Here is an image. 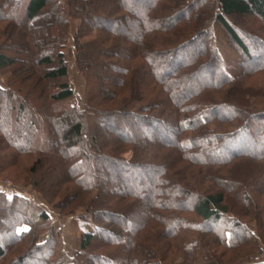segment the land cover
Listing matches in <instances>:
<instances>
[{
	"label": "trees",
	"instance_id": "1",
	"mask_svg": "<svg viewBox=\"0 0 264 264\" xmlns=\"http://www.w3.org/2000/svg\"><path fill=\"white\" fill-rule=\"evenodd\" d=\"M73 1L67 0L68 3L65 6L69 15L77 18L75 14L80 7L73 9V3L76 2V5L80 4L81 6L82 4L86 5L89 0ZM114 1H116L115 6L120 5L117 0ZM133 2L136 4L138 0H133ZM215 2L217 6L215 22L223 30L230 43L239 51L245 62L253 60L255 57L250 51L246 39L230 24L228 18L255 16L264 26V0H215ZM12 4L19 5L15 14H11L9 6ZM0 5V19H5L7 16L6 19L11 20L18 28H27L30 32L25 35L27 40L34 36L35 40L43 31L44 35L49 33L53 39L62 40L54 46L56 67L51 68L43 76L47 80L65 78L67 70L60 48L64 46L63 41L69 21L64 11V5L58 0H8ZM144 11L149 14L150 24L153 26L155 17L152 12L156 11V8L151 9L150 7ZM176 14L175 16L171 15L170 22L184 23L190 14V9L185 8L184 11L180 10ZM181 19L183 20L180 21ZM37 20H40V23H38L37 28H33L32 24ZM41 21H45V28L42 27ZM81 22L82 24L85 23L84 18H81ZM89 22L87 20L86 25ZM51 25L55 28V35L51 32ZM80 26L78 25V30ZM47 28H50V31ZM148 28L149 30L153 29L147 24L141 32L137 31L129 36L132 45L129 47V54L126 55V59L122 58L124 55L120 46L116 49L114 57L116 60L125 61L123 62L124 68L118 67L117 69L118 75L121 77H115L116 79L109 77V81L116 85L113 90L110 91L109 89L110 94L104 97V100L109 98L108 101H113L116 95H121L120 99H117L120 104L113 107L118 112L108 109L103 114L96 111V108L101 106L98 105L101 104L99 103V94L103 97V91L100 92V87L107 86L108 82L98 76L97 88L95 86L94 89H91L89 85L91 69H87V66L89 67L92 60L89 59L88 63L83 58L84 41L81 45L78 42L80 38L75 37L78 43L77 47H79L77 63L84 72L87 82L86 96L89 105L83 111L75 110L74 107L66 108L64 109L65 114L58 117V122L62 127L58 137L61 145L64 146L61 157L47 151L44 143L43 147L38 149L43 160H47L48 163L54 161L53 164L56 168L60 165L59 163L64 167L67 178L56 173L59 177L55 176L57 180L54 185L63 182H74V186L76 185L67 199L73 200L84 192L90 194L89 200L83 202V207L86 209L87 216L90 217L89 222L93 225L92 229L84 232L74 254L68 255L62 249H57V251L52 248L45 250L47 247V241H45L46 243L41 244L34 242L31 249L26 252L12 254L11 258H7V252L21 243L27 232L16 230L17 220L15 216L17 210L7 206L13 201L2 199L0 210L7 209V212L0 215V239L4 238L7 243L0 245V264H26V262L31 264H156L155 261H152V256L147 257L145 255L147 252L144 254L140 252L142 240L149 237L146 228L152 221L161 226V229L155 227L157 232L165 235L171 242L172 249L177 253V259H180L176 264H223L215 259L214 246L223 247L227 251H237L244 245L249 247L250 253L240 259L238 258L231 264H237L242 260L243 264H264V249L259 247V242L257 244L258 239L264 244V209L256 208L259 205L255 201H250L246 190L244 191V181L241 180V175L235 177L229 175V172L232 171L229 166L232 163L243 160L244 164H251L250 160L257 156L250 152L248 147L251 144L253 149V146L257 145L254 138L258 131L256 128L261 127V125L257 123L258 121L256 123L259 125H254V120L264 119V105L257 108L258 101L256 100L258 99L251 91V86L244 83V78L248 76V70L243 68L244 65L242 64L239 75H227L219 68L220 60L215 52L210 53L212 55L210 58L214 62L207 64L210 58L205 57V54H208L205 42L202 45L204 49L194 51L190 61L187 62L182 61L180 64H175V56L172 58L175 53L173 50H178L182 45L165 52L167 56L159 55L156 57L155 55L153 57L152 51L150 54L146 52L147 48L151 49V45L143 42L146 40L143 34L148 31ZM125 29L121 25L115 27L110 40L113 37L115 39L123 37ZM183 38L181 37L182 42L189 39L188 37ZM90 42L91 40L87 43ZM35 44L32 46L36 48ZM206 44L207 47L212 45L210 41ZM133 57L146 59L143 63L137 61L135 64L133 63L132 67H125L127 61ZM50 61L49 55L40 56L36 65L48 64ZM16 62V59L6 55L4 51L0 52V70L11 67ZM164 67L165 69H163ZM208 69L217 71L219 78H216L217 75H213V71L209 73L208 77L202 75L203 73L207 74ZM207 82L209 83L207 84ZM155 87L156 89H154ZM223 88L226 89L222 92L223 96H220L222 101L218 102L212 90L221 91ZM10 91L11 89L0 86V97H13ZM124 91L127 94L123 95ZM249 94L251 95L250 100H248ZM72 95L73 91L65 82H62L54 93L49 95L48 99L50 102L63 104L71 99ZM22 107L23 104L17 99L13 106L14 110L22 112ZM125 110L129 113H122ZM224 110L230 113H225ZM88 113L101 117L97 122L98 125L96 124L97 130H91L89 133L84 131L83 126V118ZM122 115L124 117L126 115L125 119H128L129 122L126 128L122 127ZM113 119L116 123H112L114 122ZM137 123H141L142 128L136 129L139 127ZM153 123L155 125L156 123L160 124L161 129L153 127V131L149 132L147 129L154 125ZM222 123L231 128V131L217 133L218 131L216 132L214 128L210 127L214 125L218 129ZM135 124L136 126H134ZM33 126L36 129L34 123L30 121L28 127ZM252 126L253 128H251ZM101 128L111 135L108 139V143L110 142L109 151V147L102 149V146L101 148L99 146L100 142H98L96 135ZM131 129H136V132L133 134ZM146 135L154 137L146 139ZM2 140L9 146L12 145L11 142H14L13 138L5 139L2 137ZM85 140L90 141V153L81 148ZM96 147L101 153L100 164H96L101 165V167L104 163L108 168H135L141 173L144 170L152 174L155 173L154 181L148 182L150 191L131 197V195L122 194V186L118 187L119 190L115 191L114 194L118 197L116 199L120 198L119 204L113 206L114 210H108L106 198L103 196V186L108 177L110 178L111 173L105 174L103 168H96L90 178L87 173L81 171V167L88 160V157L93 155L92 149ZM94 151L96 150L94 149ZM127 153L131 154L129 159L120 156ZM258 157L260 166L254 180L264 181V157L262 155H258ZM40 163H42L41 158L34 162L29 171L31 173L36 172L35 167L39 166ZM225 166L226 168L223 169ZM39 179L33 183L34 187L40 188ZM196 179L198 180L196 181ZM193 182L195 185H192ZM201 182L212 183L211 189L199 197L196 196L195 201H191L190 206H186L187 200L193 196V191L189 188L194 187L195 191L197 187L200 188ZM215 186H218L217 190L214 189ZM228 191L234 192L233 195L239 197L238 201H232V197L228 196ZM73 193L75 194L73 195ZM127 197L132 198L133 201H124ZM22 203L19 201L18 207ZM22 207H24L23 204ZM185 211L198 218L199 223L195 225L191 223L193 224L191 228L185 226L187 222L182 215ZM38 217L43 225L49 221V217L44 211L39 213ZM23 218L28 219L26 216ZM110 219L125 221L126 226L123 228L117 225V228L114 229L115 225L113 226L114 223L110 222ZM148 221L150 222L148 223ZM2 223L7 224V227L3 228ZM86 225L88 227L89 223ZM49 226L52 227L51 224ZM253 229L256 230L257 236L252 233ZM59 230L60 228L57 227L56 231L50 229L49 234L47 231L46 239H52ZM186 231L191 232V235L184 236ZM38 235L40 233H37L33 238H37ZM203 236L212 237V239H208L210 240V247L203 244L205 243ZM96 241H100L101 247L94 249L93 245ZM43 252L51 254L50 261H45L39 257Z\"/></svg>",
	"mask_w": 264,
	"mask_h": 264
},
{
	"label": "rangeland",
	"instance_id": "2",
	"mask_svg": "<svg viewBox=\"0 0 264 264\" xmlns=\"http://www.w3.org/2000/svg\"><path fill=\"white\" fill-rule=\"evenodd\" d=\"M7 1L8 0H0V4H4ZM58 1L64 5V11L69 21L66 30L67 33L63 41L64 46L60 48V51L63 53L67 76L60 80H47L43 75L51 68L56 67L54 46L62 40L59 38L53 39L49 36V33L48 35H44V31L40 36H37L35 40V36L32 38L29 37L27 40L25 35L30 33L27 28H18L11 20L6 19L7 16H5V19H0V52L4 51L6 55L17 61L15 65L0 70V86L2 88L11 89L10 92L13 96L11 98L0 97V201H2V199H11L13 201L7 206L17 210V215L15 216L17 220L16 230L19 232H27L23 241L7 252V258H11L12 254L16 255L24 251L26 252L31 249L34 242L41 244L45 241H47V243L45 242L47 246L45 250L52 248L57 251V249H62L63 252L68 255L74 254L79 247V241L84 232L91 230L93 226L90 224V217L87 216L86 209L83 207V202L89 200L90 194L88 195L84 192L73 200L67 199L70 193H72L71 191L76 188V185L74 186V182H63L62 184L54 185L58 175H63L64 178H67L64 167L59 163L60 165L56 168L53 164L54 161L53 163H48L47 160H43L38 151L39 148L43 147L44 143L47 147V151L57 157H61L64 152V146L61 145L58 137L62 130L58 122V117L65 114L64 109L66 108L71 109V107H74L75 110L83 111L85 107L87 109V105H89L86 96L87 82L83 74L84 72L79 68L77 63L79 47H77L78 43L75 37L80 38V41H78L80 44H83L84 41L85 46L83 45L84 49L83 51L81 50L83 58H85L88 63L89 59L92 60V63L94 62L93 65L90 63L89 67L87 66V69H91L89 74V85L91 89H94L95 86L97 88L96 83L99 84V77H102L108 82L107 86L100 87V92L103 91V97L99 94V103L101 104L98 105L101 106H99L100 108H96V111L100 114H103L104 111L107 112L108 109H113L114 105L117 106L120 104L118 100L121 95H116L113 101H108L109 98L104 100V97L109 95L110 91L113 90L116 85L109 80L115 77H121L118 75L117 69L118 67L124 68L123 62L125 61L122 59L116 60L114 57L116 49L120 46L122 49L121 52L124 55L122 58L126 59V55L128 56L129 54V47L132 45L129 36L137 31L141 32L142 28L147 24L153 28L150 30L148 28V31H145L143 34L145 36L144 39H146L143 40V42L151 45V49H146L148 54L152 51L153 57H155V55L156 57L159 55L167 56L165 52L182 45L178 50H173L175 53L172 55V58L175 56L174 63L180 64L182 61H190L194 51L204 49L202 45L205 42V48L208 52V54H205V57L208 56L207 59H209L212 56L210 53H217L220 60L219 68L227 75H239L242 70V64L244 65L243 68L248 70V76L244 78V83L251 86V91L254 92L255 97L258 99L256 100L258 101L257 108H261L264 105V26L257 17L241 16L228 18L230 24L246 39V43L255 57L253 60L245 62L239 51L230 43V40H228L223 30L214 20L215 14L217 13L215 0H138L136 4L133 0H117V2L120 3L118 6L114 5L116 2L114 0H89L86 5L82 4L81 6L80 4L76 5L74 0L73 9H76L78 6L80 7L75 14L77 18L69 15L67 7L65 6L68 3L67 0ZM9 7L11 8V14H15L19 9V5L12 4ZM150 7L151 9L156 8V11L152 12L155 17L153 26L150 24L149 14L144 11L145 9L148 10ZM185 8L188 10L190 9V14L186 18L187 20H185L184 23H171V15L175 16L177 15L176 13H179L180 10L184 11ZM81 18H84L85 23L82 24ZM87 20L90 21L88 23L89 25H86ZM182 20L183 19L180 21ZM38 23H40V20L35 21L32 27L37 28ZM41 24L42 27L45 28V21H41ZM78 25H81L79 30L77 29ZM118 25L126 28L124 36L118 39L113 37L110 40L114 28H117ZM47 29L50 31V28ZM51 32L55 35V28L52 27ZM181 37L182 39H184L183 37H188L189 39L182 42ZM86 40L87 42L91 40V42L87 43ZM209 41L212 45L207 47L206 42L209 43ZM34 43H36V48L32 46ZM104 52L110 53L102 55ZM44 55H49L51 60L50 63L36 65L40 56L43 57ZM144 59L133 57L130 61H127L125 67H132L133 63L135 64L137 61L143 63ZM209 60L207 64H212L214 62L213 59H211V62H209ZM158 63L161 64V62ZM163 69H165V67ZM212 71L214 73L213 75H217L218 72L214 71V69H208V72H206L207 74L203 73L202 75L208 77L210 75L209 73H212ZM216 78H219V76L217 75ZM62 82H65L73 91L71 99L63 104L50 102L48 99L49 95L54 93L58 85ZM208 83L209 82H207V84ZM154 89H156V87ZM224 89L226 88H223L221 91L212 90L218 102L222 101L221 97L223 96L222 92ZM125 94H127L126 91H124L123 95ZM250 96L249 94L248 100L251 99ZM17 99L23 104L22 112L15 111L13 108ZM113 111L118 112V110L114 109ZM224 112L230 113L225 110ZM122 113L127 114L129 112L125 110ZM156 114H158L157 111ZM125 117L127 116L125 115ZM125 117L123 115L121 116L123 128H126L127 123H129L127 121L128 119L126 120ZM100 118V116H95L93 113L85 115L83 118L84 131L89 133L91 130H97V122ZM14 120H16V122H14ZM30 121L34 123L37 130L34 126L28 127ZM113 121L112 123H116L114 119ZM254 121V125L257 126L259 125L257 123H260L261 127L256 128L258 131L254 139L257 141V145H254L252 149V145L250 144L248 150L255 153L257 156L254 157L255 159L252 158L250 160L251 164H244L243 160H237L232 163L229 166L232 170L229 172V175L232 177L241 175V180L244 181V191L246 190L250 201H255V203L261 206H257L256 208L264 209V181L254 180V177H256L258 173L257 169H259L260 166L258 155L264 157V119ZM256 121L258 122L256 123ZM153 124L154 125L150 126L152 130L148 127L147 130H149V132L153 131V127H159V129H161L160 124L156 123L157 126L155 123ZM134 126H136V124ZM137 126L139 127H136V129L142 128L141 123H137ZM210 127L214 128L216 132L218 131L217 133L231 131V128L223 123L219 125L218 129H216L214 125ZM251 128H253V126ZM136 129H131L133 134L136 132ZM1 136L5 139L13 138L14 142H11L12 145H10L12 147L2 140ZM96 136H98L97 140L100 142V148L101 146L102 149L103 147H109V151L110 142L108 143V139H110L111 136L109 132H105L101 128ZM148 137L152 138L154 136H145L146 139H148ZM89 145L90 141L85 140L81 148L86 150L87 153H90ZM94 149L96 151H94ZM98 151L97 147L92 149L91 152L93 155L88 157V160L84 163L83 167H81V171L87 173L90 178L94 171H96V168H103V173L105 174L111 173L110 178L108 177L103 186V196L106 198V208L108 210H114L113 206H118L119 204L120 198L116 199L118 197L114 194L115 191L117 192L119 190L117 189L118 187L122 186V194L131 195V197L134 195H142L150 191L148 182L154 181L155 173H149L147 170L141 173L135 168H108L104 163H102L103 166L101 167V165H99L101 153ZM130 155V153H127L125 155L121 154L120 156L129 159ZM39 158L42 159V163L35 167L36 172L31 173L29 171L31 166L35 161H38ZM196 158L198 159V157ZM225 168L226 166L223 169ZM56 173H58V175H56ZM38 179L40 188L33 186V183L38 181ZM197 180L198 179H196V181ZM195 182H193L192 185H195ZM209 184L210 182H201L199 184V189L196 186L198 192L196 190V192L194 191V187L189 188L193 191V196L187 200L186 206H190L192 203L191 201H195L194 199L197 198L196 196L199 197L202 193H207L212 187V183L210 184L211 186ZM214 189L217 190L218 186H215ZM233 193L228 191V196L232 197V201H238L239 197L233 195ZM74 194L75 193H73V195ZM19 201L23 202L22 204L24 207H22V204L18 207ZM124 201L133 200L127 197ZM26 203L29 204L27 205ZM43 211L49 217V221L45 225H43L42 221H39L38 217L39 213ZM6 212L7 209L0 210V215ZM182 215L184 216L183 219L187 222L185 226L187 225L188 228H191L193 224L199 223L198 218L193 216L190 212L188 213L185 211ZM25 216L28 218L27 220L23 218ZM249 217L251 218L252 216ZM86 222L90 225H88L89 229L86 227ZM110 222L114 223V229L117 228V225L123 228L126 226L125 221L120 222L111 220ZM149 222L150 221H148V223ZM2 224L3 228L7 227V224ZM49 224H51V228ZM250 225L252 226L253 224L251 223ZM57 227L60 228L57 235L53 236L52 239L48 237V239H46L50 229L56 231ZM155 227L161 229V226L153 221L148 224L146 233H149V237L142 240L140 246L141 254L147 252L145 255L147 257L149 255L150 257L152 256V261H155L156 264L178 263L180 259H177V253L172 249L171 242H169L165 235L157 232ZM37 233H40V235H38L37 238H33ZM252 233L254 235L257 234L255 229H253ZM188 235H191V232L186 231L184 236L188 237ZM210 238L212 239L211 236H203L205 242L203 244L207 247L211 246L209 245L210 240H208ZM258 242L259 247L264 249V244H262L259 239L257 240V244ZM6 243L7 241H5L4 238L0 239V245ZM99 243L100 241H96L93 245L94 249L101 247ZM166 250L168 251L166 252ZM249 251V247L245 245L237 251H227L224 250L223 247L214 246L215 259L217 262H222L223 264H231L238 258L240 259L246 256L250 253ZM53 256L55 258V255ZM39 257L43 258L45 261H50L51 254L43 252ZM242 261H239L237 264H241ZM26 264L31 263L26 262Z\"/></svg>",
	"mask_w": 264,
	"mask_h": 264
}]
</instances>
